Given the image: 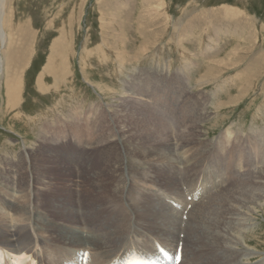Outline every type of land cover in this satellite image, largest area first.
I'll list each match as a JSON object with an SVG mask.
<instances>
[{"label":"rangeland","instance_id":"1","mask_svg":"<svg viewBox=\"0 0 264 264\" xmlns=\"http://www.w3.org/2000/svg\"><path fill=\"white\" fill-rule=\"evenodd\" d=\"M150 12L152 14L149 15ZM6 14L11 24L10 27L13 28V34L19 38L16 40L19 44L15 47L16 57H13L11 64L14 65V61V63L18 62L19 65H22L20 51L27 54L30 49L31 53L27 62L23 63L20 98L17 101H12V103L9 101L6 96L4 75H0V171L2 169L3 171L9 170L12 171L11 174L17 172L16 168L19 167L16 164L21 158L20 155L23 154L25 146H29L34 149V157L40 164V169H36L38 175L46 176V180L50 182L49 187L53 186V193L63 195L66 186H69V189H76L73 185V179H75L73 173L76 170L73 171L71 165L80 166V161L73 158L71 154L75 151L73 145L76 141L73 136L77 132V125H104L101 121L102 115L97 110L94 112H88V110L94 104L105 102L111 116L112 114L115 118L118 116V120L116 118L115 121L119 124L114 121V125H125L124 121L126 120L123 118L125 114L122 116V112H120L123 107L117 106L120 103L119 97L123 95L124 80L130 78L131 80L127 81L132 83L133 79L140 78V89L144 95L141 99H146L149 102V91L157 90L162 93L161 95L164 93L171 95L172 87L179 89L184 85V82L177 81V79L187 73H189V81L186 87L184 85L181 98L182 89L173 94L174 98L170 100L167 95L162 100L166 102L167 109L164 106L160 107L159 104L162 103L160 98L155 100L157 109L161 110H157L158 117H162L165 125L188 124L191 122L190 119H194L193 113L189 111L188 114L184 113L190 108L188 106H193L194 110L198 108V111L204 107L202 104L204 101L205 118L207 119L202 123L203 134L199 140L184 146L178 153H175L174 157L177 161L181 158L180 162H175L181 167L180 170L184 166L182 159H187V156L190 157L191 154L197 155L199 158L201 156L198 152L199 148L205 143L212 144L227 131L230 132L228 144H235L234 147L232 146V150L228 149V151L238 164L245 168L246 159H249L252 164L251 168L257 169L264 163V141L260 152H257L252 147L249 136V133L255 129L261 137L262 133L259 132L264 130V0H6ZM62 27L71 36L73 44V55L67 61L69 68L66 79L55 83L53 76L46 74L42 79V82L44 81L42 86L38 87L40 71H42L49 53L50 40L56 36L57 29ZM143 44L148 45L149 48L146 50V54L138 59H133L136 55L135 51L138 52V48ZM118 55H122V57L119 58ZM215 56H218L219 59L225 58L226 65L225 63L216 65L215 60L210 61ZM213 64L218 69L215 68L216 71L211 75H220L214 78L210 76L206 80L207 69L214 67ZM130 65L132 66L130 67ZM204 70L206 71L204 72ZM130 75L132 76L130 77ZM97 82L106 84L109 89L106 88L105 91L98 89L95 86ZM133 84H138V82L134 81ZM208 95H211L210 99H208ZM219 95L220 97H218ZM219 103L221 105L218 108ZM82 110L88 112V114L85 113V116H89L86 119H80V121L77 118L84 117ZM120 118L122 121L119 122ZM183 121L186 122L183 124ZM60 128H64L67 132L65 133L66 139L63 136L49 134V132H55ZM52 135L53 140L58 139L53 146H48L43 138L46 139L47 136L51 137ZM237 137L240 139L238 140ZM251 140L253 141V139ZM198 141H202V143L199 144ZM119 148L121 147L119 146ZM218 153L223 155L225 150H220ZM214 154L211 153L209 156ZM66 155L70 156L71 160L77 164H70L67 159L63 160L62 158H66ZM98 156H100L98 153H91L89 170L101 165L99 161L94 162ZM152 158L154 159L148 161L147 165H152L157 172L160 168L159 159L157 160L154 155ZM61 160L63 166L60 167L63 170L60 174L58 168ZM28 163L31 169L30 159ZM205 164L206 160H204V164H201V167L198 164L196 168L205 170ZM192 171H188L189 178L192 177ZM152 174L155 173L152 172ZM102 175L106 182L113 179V175L107 172ZM31 177H34L33 174ZM99 177L100 175L97 179ZM1 180L0 176V195L3 193L0 196V210L2 201L11 198L10 205L12 206L15 204V197H17V187L15 186L9 191V183L4 182V187H2ZM13 180L17 182L16 174L13 176ZM205 181H207V185L211 184V188L216 191L212 178ZM186 182L188 184L185 183V186H192L191 179ZM131 183L129 184L131 185ZM44 184L47 186L46 183ZM145 184L151 183L146 182ZM145 184L144 186H146ZM204 194L207 195L208 192ZM58 198L60 197L58 196ZM259 203L261 204L259 205ZM119 204L120 202L106 206L101 210H106L110 216L113 213L118 214ZM250 204L251 210L248 211L246 208H235V212L246 211L247 215L243 216L249 217L248 220H245L246 222L242 221L245 223L241 228H243L242 235H244L246 243L242 244L243 246L240 245L239 249L243 251L249 248L252 251L247 255V258L246 255L242 257L239 252L241 258L239 256L238 258L249 262V264H255L264 256V198L252 200ZM249 214L250 216H248ZM54 217L47 220L52 222L51 220H55ZM135 217L137 221L144 220L138 215ZM54 223L57 224L58 221H54ZM204 223L210 224L208 221H204ZM139 225L134 230L136 231L138 228L141 234L140 227L142 225ZM174 231L175 233H173ZM169 233L173 236L178 234L177 230ZM130 237L132 238L131 235ZM44 242L46 247L49 246L45 255L52 250L50 253L56 252V259H58L60 256L59 247L54 243H52L53 245L51 242L48 243L46 239ZM151 242H147L148 245ZM40 246L34 248L40 249ZM189 251L193 258L185 264H200L205 259L208 260L205 264H218L216 258L209 260L215 254L213 251L211 253H205L208 251L207 249L203 252L196 249L199 253H195V250L191 249Z\"/></svg>","mask_w":264,"mask_h":264},{"label":"bare ground","instance_id":"2","mask_svg":"<svg viewBox=\"0 0 264 264\" xmlns=\"http://www.w3.org/2000/svg\"><path fill=\"white\" fill-rule=\"evenodd\" d=\"M151 12L149 15L152 14ZM10 26L11 24L6 14V0H0V75H4L6 81V96L12 103V101L15 102L20 98L23 63L27 62L31 52L30 49L27 54L20 51L19 56L22 59L21 61H23L22 65H19L18 62L16 64L14 61V65L11 64L12 59L16 57L15 52L17 50H15V47L19 46L16 40L19 38L13 34V28ZM55 35L56 36L50 40L49 53L47 54L44 67L42 71H40L41 74L39 72L38 87L40 85L42 86L44 82H42V79L46 74H51L54 78L53 81L56 83L66 79L68 73L69 64L67 61L70 56L73 55L71 36L64 27L58 28ZM33 49L32 47V50ZM138 49V52L135 51L136 55L133 59L144 56L146 50L149 48L148 45L143 44ZM118 56L119 58L122 57V55ZM212 60L216 61V65L225 63V58L223 59V57L219 59L218 56H215L211 58L210 61ZM127 61L129 62V60ZM118 65H120V63H118ZM213 65L214 67L211 65V69H207V74H205L206 80H208L210 76L214 78L220 75H211V73L213 74V72L216 71L215 64ZM131 66L132 65H130V67ZM133 69H135V67ZM205 71L206 70H204V72ZM188 75L189 73H187V75L182 74L180 78L178 77L179 79H177V81L184 82L186 87L189 81ZM131 76L132 75H130V77ZM127 80L131 79L128 78ZM127 80L123 81V95L119 97L120 103L117 104V106L123 107V110L120 112H122V116L125 114L123 117L126 120L124 121L125 125H114L113 122L118 116H116V112V118L113 114L111 116V112L108 110L107 103L105 102L94 104L88 110V112L97 110L99 114L102 115L101 121L104 125H77V132L73 136L76 141L73 145L75 151L71 154L73 158H77L80 161V166H76L77 169L71 165L72 170H76L74 171L75 173H73L75 179L72 177L74 180L73 185H75L76 189H69V186H66L64 187L65 193L63 195L53 193V186L49 187L50 182L46 180V176L40 177L38 175L36 169H40V164L37 163V158L34 157V149L29 146H25V150L22 151L23 154L20 155L21 158L19 162H16V166L19 167L16 168L17 172L11 174L12 171L9 170H7L8 172L3 171V169L0 171L2 187H4V182L7 184L9 183V191L15 188V186L17 187V197L14 199L15 204L12 206L10 205L11 198H5L6 200L1 203L0 245L3 247L0 246V264H23V257L26 256L25 252L30 254L34 264H60V260L64 254L81 248L88 249L95 253L93 264H107L117 255V252L122 249L125 251L128 245L132 243L148 247L147 242L155 238L167 245L172 244L175 246L180 239L179 234L181 232H183L184 235L183 238L180 239L182 241L184 256L180 264H185V262H189V260L193 258L189 254L190 249L195 250V253L203 252L205 249L208 250L205 251V253L215 252L209 260L216 258L218 264H249V262L242 261L238 254L241 252V256L245 257L246 255L247 258V255L252 253L249 248L243 251L239 249L240 245H245L246 243V239H244V235H242L244 231H242L243 228L241 227L245 225L242 221L249 219V217H244L243 215H247L246 211L249 209L251 210V201L264 198V163L257 169L251 168L252 164H250L249 159H246L245 168L238 164L229 152L235 144H228L230 132L227 131L220 135L212 144L208 145L205 143L199 148L198 152L201 155L199 158L194 154H191L190 157L187 156V159L183 157L184 159H182V161L184 166L183 169L180 170L181 167L175 164V162H180L181 158L177 161L174 157L175 153H178L184 146L186 147L190 143L199 140L203 134V130H201L202 123L207 119L205 118L206 110L204 101L202 103L204 107L198 111V108L194 110L193 106H188L190 108L184 113L188 114L187 112L189 111L193 113L194 117V119H190L191 122L188 124L165 125L162 117H158L159 113H157V110H161L160 108L157 109L158 107L155 100L160 98L162 101L167 95L170 100L174 98L173 94L181 89L182 94L184 85L180 86L179 89L172 87L171 95L166 93L161 95L162 93L157 92V90H151L148 92V97L150 99L148 102L146 99H141V97H144L140 89L141 85L139 81H141V79H133L132 83H129ZM200 80L203 81L202 79ZM200 80L199 82H201ZM134 81L138 82V84H133ZM105 85L98 82L95 84L98 89L104 91L106 88L109 89V87ZM100 90L99 92H101ZM182 96L183 94L180 98ZM208 96V99H210L211 95ZM218 97H220V95ZM209 102L208 100V103ZM165 104L166 102L162 101L159 105L167 109ZM102 105H104L105 108H103L104 106ZM220 105L219 103L218 108ZM150 109L152 111L154 109V112ZM88 112L86 113L83 111L84 117L81 116L77 118V116H75L79 120L82 118L86 119L89 115L85 116V113L88 114ZM190 115L192 116V114ZM121 118L119 122L122 121ZM171 120L173 121V119ZM184 122L186 121H183V124ZM254 131L255 129L249 133L250 141L252 147L257 152H260L262 142L264 141V130L259 132L262 133L261 137L257 134L258 132L256 133V131ZM50 133L63 136L65 139L67 138L65 134L67 132L64 128H60L55 132H49V134ZM57 139L55 138L53 140V135L51 137L47 136L46 139L43 138L48 146H53ZM237 139L239 140L240 138L237 137ZM251 139H253V141ZM202 141H198L199 144L202 143ZM117 143L121 148H119ZM220 150H225V153L221 155L218 153ZM92 152L100 155L94 162L99 161L101 165L89 170L88 164L90 165L89 160H91ZM211 153L215 154L210 157L209 154ZM153 155L157 157V160L159 159L160 163V168L157 172L152 165H147L148 161L154 159L152 158ZM29 159L31 169L29 168ZM62 159H67L70 164H77L71 160L70 156L66 155V158ZM204 160H206L205 170L196 168L198 164L201 167V164H204ZM59 163L58 169L61 174V170H63V168L61 169L60 167L63 166L62 160L59 161ZM190 170H193L191 178L188 177V171ZM105 172L113 175V179L106 182L102 175ZM152 172L155 174H152ZM15 174L17 175V182L13 180ZM31 174H33V178ZM99 175L100 177L97 179ZM200 175L201 177L199 178ZM157 178L159 179L157 180ZM209 178H212V182L214 181V189H216L214 194H211L214 191L213 188L210 187L209 189L204 187L202 189L201 187V183H204L205 180ZM188 179L192 180V186H189L190 190L187 188L182 189L181 186L185 185ZM130 180L133 182L131 183ZM197 180L199 185H195ZM146 182L151 184H145ZM44 183H46L47 186ZM129 183H131V185ZM144 184L146 186L148 185V187L144 186ZM196 186H199L200 193L198 192L199 194L197 195L199 198L195 201L192 199L187 201L186 196L190 195ZM206 192H208L207 195L204 194ZM2 195L3 193L0 196ZM58 196L60 198H58ZM205 196H207V198H205ZM167 198L175 201V204L170 203L166 200ZM119 202L118 214L113 213L110 216L106 210H101L106 206H112ZM189 203L192 205L187 211V219L182 227L181 214H183ZM260 204L261 203H259V205ZM237 207L246 208L247 210L241 213L238 209L240 212H235V208L237 209ZM135 215H138L139 218L144 220L137 221ZM52 216H55V220L49 222L47 219L52 218ZM248 216H250V214ZM54 221H58V223L56 224ZM204 221H208L210 224L204 223ZM139 224L142 225V227H140L142 230L141 234L138 228L136 231L134 230V228L140 226ZM173 230H177V236H173L169 233ZM173 233H175V231ZM130 235L134 239H132ZM44 239H46L48 243H54V245L59 247L60 256L58 259H56V252L50 253L52 250L47 254V258L45 253L49 246L46 247ZM55 239L59 240L57 241ZM35 246L44 248L41 249L39 247L40 251H37L34 249ZM196 249L200 251L197 252ZM238 256L240 258H238ZM6 257L8 260H6ZM207 261L208 260L205 259L200 264H205ZM259 263L264 264V256L255 264Z\"/></svg>","mask_w":264,"mask_h":264}]
</instances>
